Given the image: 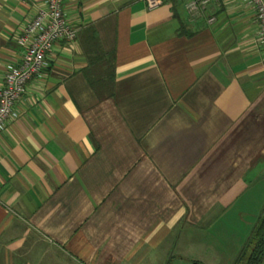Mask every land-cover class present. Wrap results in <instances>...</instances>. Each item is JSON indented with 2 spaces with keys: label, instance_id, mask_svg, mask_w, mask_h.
Masks as SVG:
<instances>
[{
  "label": "crops",
  "instance_id": "crops-1",
  "mask_svg": "<svg viewBox=\"0 0 264 264\" xmlns=\"http://www.w3.org/2000/svg\"><path fill=\"white\" fill-rule=\"evenodd\" d=\"M45 1L0 0V87ZM190 1L64 0L76 40L47 53L0 132V264L170 263L181 226L230 215L264 170L255 11ZM89 26L112 57L103 100L81 73Z\"/></svg>",
  "mask_w": 264,
  "mask_h": 264
},
{
  "label": "built area",
  "instance_id": "built-area-1",
  "mask_svg": "<svg viewBox=\"0 0 264 264\" xmlns=\"http://www.w3.org/2000/svg\"><path fill=\"white\" fill-rule=\"evenodd\" d=\"M149 8H155L162 0H145ZM255 11L258 24L257 41L264 53V0H243ZM64 0H46L45 7L28 22L16 39L23 49L21 60L6 67L3 85L0 87V132L7 121L14 118L15 104L25 93L26 84L41 73L46 66V55L60 42L76 40L78 29L68 21L63 11ZM209 0H191L187 5L189 12H196L208 4Z\"/></svg>",
  "mask_w": 264,
  "mask_h": 264
},
{
  "label": "rangeland",
  "instance_id": "rangeland-1",
  "mask_svg": "<svg viewBox=\"0 0 264 264\" xmlns=\"http://www.w3.org/2000/svg\"><path fill=\"white\" fill-rule=\"evenodd\" d=\"M255 173L249 176L240 201L230 205V215L220 218L217 223L215 219L213 226L194 229L181 226V249L179 246L172 253L182 255L172 258L167 264H235L264 209V170ZM190 237L192 241L186 242Z\"/></svg>",
  "mask_w": 264,
  "mask_h": 264
},
{
  "label": "trees",
  "instance_id": "trees-1",
  "mask_svg": "<svg viewBox=\"0 0 264 264\" xmlns=\"http://www.w3.org/2000/svg\"><path fill=\"white\" fill-rule=\"evenodd\" d=\"M82 35V47L87 65L81 73L99 100L110 98L114 91L112 57L103 51L95 30L91 26L86 27ZM105 64L109 65L108 68H105ZM263 260L264 209L253 232L244 242L235 264H261Z\"/></svg>",
  "mask_w": 264,
  "mask_h": 264
}]
</instances>
